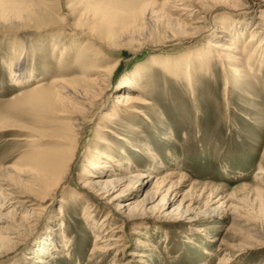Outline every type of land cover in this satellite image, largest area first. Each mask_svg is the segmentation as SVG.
<instances>
[{"label":"rangeland","instance_id":"rangeland-1","mask_svg":"<svg viewBox=\"0 0 264 264\" xmlns=\"http://www.w3.org/2000/svg\"><path fill=\"white\" fill-rule=\"evenodd\" d=\"M11 1L0 0V175L36 182L53 170L65 178L47 190L29 184L45 198L29 230L13 235L11 218L0 219V264H264V49L251 62L250 51L229 53L241 58L240 76L212 47L229 43L223 23L233 25L241 52L251 33L264 34V0H185L206 36L195 35L197 25L173 31L160 12L152 29L118 44L119 31L108 37L103 22L116 0H19L42 9L30 17ZM137 1L159 13L176 0ZM88 40L105 45L101 57ZM129 79L139 81L136 90ZM56 81L82 92L88 106L63 93L64 103L27 100L39 85L46 95L57 90ZM125 94L144 103L140 113L120 104ZM72 118L82 125L71 127ZM42 153L60 156L61 171L35 164ZM109 156L114 162L100 171L120 183L105 200L82 175ZM119 237V247L94 252Z\"/></svg>","mask_w":264,"mask_h":264},{"label":"bare ground","instance_id":"bare-ground-1","mask_svg":"<svg viewBox=\"0 0 264 264\" xmlns=\"http://www.w3.org/2000/svg\"><path fill=\"white\" fill-rule=\"evenodd\" d=\"M10 3H11L10 6L12 7V9L19 16H22V17L36 16L38 13H40L42 11V9L34 1H31L30 3L25 1V2H23L24 3L23 4L21 1L17 0L15 2L11 1ZM139 3L140 2H138L137 0H129V1L116 0L115 6H113V8L111 7L112 9H110L108 12L105 13V17H103L104 18L103 22L107 23V25H106L107 30L104 28L103 31H105V30L108 31L107 32L108 37L110 35H115L117 33V31H119L118 36L116 34L117 40L113 42L114 44H118V43L125 42V41L128 42L132 39L134 40L137 37L136 35H140L142 33V31L145 30V25H146L147 29L148 28L152 29L156 23L155 19L153 18L154 15H156V14L160 15L162 12H164L163 15L157 16L158 19H164V18L169 19L168 25H169V27H171V29L173 31H176L175 30L176 27H178L179 29L183 28L185 26L192 28L193 25H197V27L195 26V28H192L193 30H195L196 36L204 37L210 31L207 27L204 26L205 23H203V22H199V23L192 22V21H194L193 17L195 16V13H194L195 8L192 4L188 3L185 0H176L173 6H170L167 2H165L164 3V9H161L159 11V13H155V11H153V9H152L153 8L152 7L153 2L151 4H147L148 8H146L145 6H144V8L142 6L139 7ZM235 5H239V4H235ZM258 5H260V3ZM203 7H205V6L203 5ZM168 8L171 12H176V15L178 14V16H179V17L177 16L178 19L176 18V20H175L174 19L175 16L172 13H168V14L165 13V11ZM142 12L144 13L143 14L144 15L143 21H145L144 24L141 23V18L143 16ZM191 18H193V19L191 20ZM199 24H202V26H200ZM214 24H215V22H214ZM229 25L230 24H228V23H223L221 29L219 30L220 33H224V34H226V36H229V38L228 37L225 38L229 43L225 45L221 41L215 42L212 45V47L214 49H216L217 51L219 50L218 53L220 55V58L223 59V62L227 63L228 69L231 72H233L235 75L241 76L242 71L239 70V67L241 66L240 65L241 61H238V59H241V58H238V59L236 57L232 58L229 55V53H233L236 55H238V54L243 55V53H247L250 51L249 52V54H250L249 55V59H250L249 61L251 62L253 60H256L255 58L258 55V52H260V50L264 49V38H263L264 34L263 33L261 34L260 31L251 33L250 38H249V42H248V46L244 47L243 52H241L239 45H237V43H238L237 41H239L238 40L239 38H237L236 35L235 36L233 35V31H232L233 25H230V26ZM262 27H263V25L259 26L258 29H260ZM238 32H239V30L235 29L234 34L238 33ZM239 33H241V32H239ZM171 36L173 37V35H171ZM241 36H243L242 33L238 34V37H241ZM216 38H221V37L216 36ZM255 42H256V44H254L255 45V48H254L255 51L252 53L251 49H253V47H254L252 44ZM104 47H105V45H103L102 43H98V42L95 43L94 41L90 42L88 40V42L85 43V48L90 49L94 53V55L97 57H101V55H103V52H104L103 48ZM105 49H106V47H105ZM223 51L228 52V54L224 53ZM199 57H200V55H199ZM206 60L209 62L208 59H206ZM160 66L162 68L167 69V68H169L170 65H168L167 63L166 64L161 63ZM20 68L18 71H21ZM145 69L146 68H144L143 70H145ZM135 72H136L135 75L137 76V78L138 77L141 78V73L143 71L137 70ZM105 77H107V76L105 75ZM102 80H103V82H107L106 78H104ZM134 82H135V84H134ZM138 82L139 81L137 79H135V80L129 79L127 84L130 85L131 87H128V88L136 90L135 86L138 85ZM55 84L58 85L59 88L55 91H52L51 93H48V95H46V92H47L46 89H45L46 90L45 93L43 92V90H44L43 85L37 86L35 88L36 91L31 92L29 95V97L30 96L31 97L28 98L27 100L31 103H34V104H41V102H45L44 100H46V98H43V97L49 96L51 98L55 97V99H57L61 103H64L65 100L69 96L70 100H73L75 102L76 106H78V107H81L80 105H82V107L88 106L89 102H87V99L82 92H81V95L76 94L69 85H67L66 83H64L62 81H56ZM225 90L226 91L230 90V87L225 86ZM97 92H100V91H97ZM60 93L65 94L67 98L59 96L58 94H60ZM120 104H123V106L126 107L128 112L140 113L139 109L137 108V105H141L144 103L139 98H137L135 96L125 94L122 96V98L120 100ZM47 106H49V105H47ZM79 110H81V109L79 108ZM112 112L113 113L108 114V116H109L108 120L113 121V119H116L115 117H117V115H115V111H112ZM69 124L73 128L74 127H80L82 125L79 122V120L74 119V118H72L70 120ZM40 139L41 138H33L32 137L31 139H29V142L32 144H36L40 141ZM32 156H34V154ZM106 160L107 161L94 162V163L88 165L87 169L84 171V173L82 175L83 186L88 187V188H94V190H96V193H98V196L102 197V199H105V200H107L111 196L112 190L110 191L109 189H113V187H114L113 185L120 183V182H116V183L114 182L113 183V181L110 182L107 180V179H109V177L111 175L110 171H103V172L100 171L104 168L109 167V165H107V163L112 164V162H114V159L110 156L107 157ZM33 162L37 165H42V166L49 167V168H56L57 167L55 169V170H57V172L61 171L60 169L63 168V166L65 164L64 160L61 159L60 156L49 155V154H44V153L34 156ZM72 162H73V159L69 160L67 166H71ZM52 172H53V170L48 174H47V172H42V174H38L40 176H38V178L35 179L36 182L32 181L33 179L31 180L30 177H24L23 180L16 181V179L10 174V172H4L3 175H0V219L7 220L8 218H11L12 221H10V224H9L10 229L9 230L11 231L10 233H12L13 235H17L24 228H27L29 230L31 228V226L36 223V221H37L36 217L39 214L38 211L40 209H42L41 206H42L43 202L45 201V198L35 197V195L33 193L34 188L30 189L29 184L34 183V186H35V185H37V183H40L41 186L43 185L42 186L43 189L47 190L48 187L52 186L53 184H57V183L62 182L64 180L65 177L62 176V173L59 172L60 174H56V173L52 174ZM66 172H67V170H66ZM85 172H87V173H85ZM97 173L100 174V176L98 177V179H100V180H98V182L94 183V182L88 180L89 178H93L94 175H96ZM6 174H8V175H6ZM67 175H68V172H67ZM258 175L264 176V171L258 173ZM138 178H140L138 176V174H133V176L130 177V180H136ZM103 179H106V181H104ZM35 188H36V186H35ZM94 190H92V191H94ZM118 199H119V197L115 196V197H112L111 201L113 203H116V202H119ZM109 204H111V203H109ZM27 208L28 209L30 208L31 211H26ZM5 209H8V214L4 215L3 210H5ZM120 238L121 237H119L118 239L117 238H111L107 243H105L103 245H97L94 249V252L96 253L98 251L101 252V251H105V250L108 251V250H112L116 247H119L120 246L119 242L121 241ZM100 240L101 239H98L96 242H99ZM130 255L140 257V255L136 254V253H132V254L130 253Z\"/></svg>","mask_w":264,"mask_h":264}]
</instances>
